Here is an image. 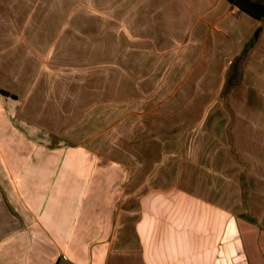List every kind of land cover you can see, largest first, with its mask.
<instances>
[{"label":"crops","instance_id":"0c3cea01","mask_svg":"<svg viewBox=\"0 0 264 264\" xmlns=\"http://www.w3.org/2000/svg\"><path fill=\"white\" fill-rule=\"evenodd\" d=\"M253 1L257 14L233 0H122L115 19L136 20L141 46L168 56L151 75L159 88L137 97L136 142L82 135L79 119L49 126L31 87L0 77V264H264V0ZM81 3L0 0V70L59 67L43 58L62 52L67 5Z\"/></svg>","mask_w":264,"mask_h":264},{"label":"rangeland","instance_id":"374dc122","mask_svg":"<svg viewBox=\"0 0 264 264\" xmlns=\"http://www.w3.org/2000/svg\"><path fill=\"white\" fill-rule=\"evenodd\" d=\"M80 1V5H67V34L63 38L64 44L58 45L62 52L43 58L54 60L59 67L1 69L0 77L12 76L21 87H31L30 94L26 95L28 104L43 110V118L49 126L79 119L82 135L83 132L87 136L96 132L95 140L113 141L115 147L114 144L120 141H128V133L129 140L136 142L134 134L140 128L136 109L143 105L137 97H144L148 91L159 88L151 83V79L164 75L165 65L157 61L167 60V53L158 46L155 49L141 46V38L135 35L136 20L115 19L125 17L120 13L124 8L122 0ZM106 16L114 19L104 20ZM93 28L95 33H92ZM89 29H92L90 33L98 35L94 42ZM161 39L163 45L170 38ZM147 40L152 38H146V44ZM108 44L112 47H107ZM29 82L32 85H28ZM126 111L130 116H124ZM144 132L140 134H147Z\"/></svg>","mask_w":264,"mask_h":264},{"label":"trees","instance_id":"16d2710c","mask_svg":"<svg viewBox=\"0 0 264 264\" xmlns=\"http://www.w3.org/2000/svg\"><path fill=\"white\" fill-rule=\"evenodd\" d=\"M233 1L235 3H237L238 5H240L241 7L247 9L248 11H250L254 14H257V12L253 9V8H255L256 2L253 1V2L249 3L250 5H248V3L245 2V0H233ZM261 12L262 13L260 15H262L264 13V7L262 8ZM0 91H2L3 93H7L1 89H0Z\"/></svg>","mask_w":264,"mask_h":264}]
</instances>
